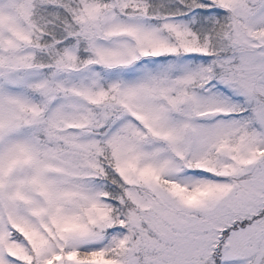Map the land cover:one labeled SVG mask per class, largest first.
<instances>
[{
  "label": "snow or ice",
  "instance_id": "snow-or-ice-1",
  "mask_svg": "<svg viewBox=\"0 0 264 264\" xmlns=\"http://www.w3.org/2000/svg\"><path fill=\"white\" fill-rule=\"evenodd\" d=\"M0 264H264V0H0Z\"/></svg>",
  "mask_w": 264,
  "mask_h": 264
}]
</instances>
